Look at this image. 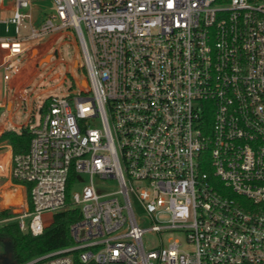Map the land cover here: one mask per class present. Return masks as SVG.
<instances>
[{
  "label": "built area",
  "instance_id": "1",
  "mask_svg": "<svg viewBox=\"0 0 264 264\" xmlns=\"http://www.w3.org/2000/svg\"><path fill=\"white\" fill-rule=\"evenodd\" d=\"M52 1L39 24L34 0L1 20L19 35L0 37V84L33 40L67 29L88 78L28 124L10 219L39 235L69 205L81 217L71 244L27 264H264V0ZM148 232L172 236L147 249Z\"/></svg>",
  "mask_w": 264,
  "mask_h": 264
},
{
  "label": "rangeland",
  "instance_id": "2",
  "mask_svg": "<svg viewBox=\"0 0 264 264\" xmlns=\"http://www.w3.org/2000/svg\"><path fill=\"white\" fill-rule=\"evenodd\" d=\"M40 9L41 17L45 18L46 14L53 7L52 0L36 1ZM7 14L2 13L1 18ZM6 23L0 21V36L7 37L15 35L14 25L9 26L6 31ZM32 49L23 54V64L19 72L12 75L8 81V92L13 97V105L9 110L8 119L11 124L21 126L22 123H28L32 118L39 121V111L41 107L46 106L47 98L55 95H67L72 92H79L82 87V80L88 78L87 69L84 66L85 60L82 47L77 33L73 29L53 32L45 37L33 40ZM36 51L33 52V50ZM5 50L0 48V60ZM85 85V84H83ZM88 89V88H87ZM49 101V100H48ZM0 110V113H3ZM82 183L71 185V194L80 192L83 185L89 181V176L82 173L79 176ZM97 190L100 193L117 190L118 186L113 181H101L95 178ZM6 208V207H5ZM16 209L14 206L12 210ZM139 212V211H138ZM143 213H140L142 215ZM160 219L165 218L159 216ZM11 220L4 219L3 222ZM28 220V218H26ZM142 224H152L148 216L140 218ZM171 234H165L161 237L157 233L148 232L144 237V245L147 249L160 244L161 240L167 242ZM184 247H191L186 245ZM0 264H6L10 258L9 250L6 244H0ZM26 262L25 264H27Z\"/></svg>",
  "mask_w": 264,
  "mask_h": 264
},
{
  "label": "trees",
  "instance_id": "3",
  "mask_svg": "<svg viewBox=\"0 0 264 264\" xmlns=\"http://www.w3.org/2000/svg\"><path fill=\"white\" fill-rule=\"evenodd\" d=\"M220 1L226 2L228 0ZM49 99L47 98L45 105ZM31 138L32 134L28 126H23L20 131L5 130L0 135V141L8 140L10 142L14 154L27 151ZM14 182L19 183L17 180ZM68 199L70 200V191H68ZM13 216L12 208L0 209V221ZM80 217V208L69 205L58 211L52 224L39 235L24 232L17 220H7L2 224L0 223V244H6L10 254L6 264H25L40 254L71 244L70 225Z\"/></svg>",
  "mask_w": 264,
  "mask_h": 264
},
{
  "label": "crops",
  "instance_id": "4",
  "mask_svg": "<svg viewBox=\"0 0 264 264\" xmlns=\"http://www.w3.org/2000/svg\"><path fill=\"white\" fill-rule=\"evenodd\" d=\"M36 1L38 0H34L31 8L32 19L35 24H39L44 18L41 17L40 15L42 13L40 12L41 10L38 9ZM14 7H15V0H4L3 4L0 5V21L2 19L11 16L13 14ZM2 13H6L7 15L4 18H1ZM23 30L27 31L26 25L23 28ZM14 31H15V26H14ZM18 35L19 34L16 33L13 36H7V37L15 38ZM34 51H36V49H34L33 52ZM8 86H9V82L7 83L1 82L0 84V110L4 111L3 113H0V135L5 130L13 129L20 131L23 126H28V124H30V122L34 119L32 118L28 123H22L21 126L10 123L8 119V115H9V110L13 105L14 99L11 96V94H9L8 92ZM13 154H14L13 147L10 144V142L8 140L0 141V209L5 207L12 208L13 206L16 209H18L21 205H23L26 202L25 186L20 183H15L11 179L10 166H11V159Z\"/></svg>",
  "mask_w": 264,
  "mask_h": 264
},
{
  "label": "water",
  "instance_id": "5",
  "mask_svg": "<svg viewBox=\"0 0 264 264\" xmlns=\"http://www.w3.org/2000/svg\"><path fill=\"white\" fill-rule=\"evenodd\" d=\"M82 84H85L86 85V80L85 79L82 80ZM0 252H1V250H0Z\"/></svg>",
  "mask_w": 264,
  "mask_h": 264
}]
</instances>
